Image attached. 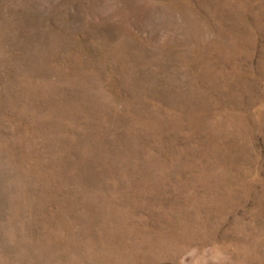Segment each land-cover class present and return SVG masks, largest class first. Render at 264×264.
Segmentation results:
<instances>
[{"label": "rangeland", "instance_id": "obj_1", "mask_svg": "<svg viewBox=\"0 0 264 264\" xmlns=\"http://www.w3.org/2000/svg\"><path fill=\"white\" fill-rule=\"evenodd\" d=\"M0 264H264V0H0Z\"/></svg>", "mask_w": 264, "mask_h": 264}]
</instances>
